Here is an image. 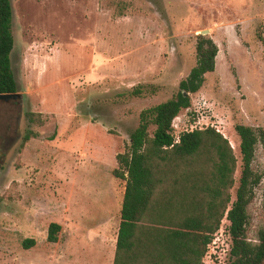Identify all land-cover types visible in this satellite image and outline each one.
<instances>
[{
	"label": "rangeland",
	"instance_id": "obj_1",
	"mask_svg": "<svg viewBox=\"0 0 264 264\" xmlns=\"http://www.w3.org/2000/svg\"><path fill=\"white\" fill-rule=\"evenodd\" d=\"M10 2L22 108L0 161V264H111L124 190L115 155L139 112L179 91L200 30L218 46L215 70L174 118L175 139L213 126L239 164L234 124L264 129V0ZM29 111L44 124L29 123ZM30 130L40 135L21 148ZM252 166L264 174L261 143ZM263 189L264 175L248 205L251 239L264 219ZM51 222L61 226L56 242L47 240ZM225 225L202 264H227Z\"/></svg>",
	"mask_w": 264,
	"mask_h": 264
},
{
	"label": "trees",
	"instance_id": "obj_2",
	"mask_svg": "<svg viewBox=\"0 0 264 264\" xmlns=\"http://www.w3.org/2000/svg\"><path fill=\"white\" fill-rule=\"evenodd\" d=\"M13 44L11 2L0 0V94L16 95L0 99V161L22 108L11 69ZM217 52L210 36L195 35V64L179 91L142 109L124 150L115 155L112 175L124 181V190L111 264H202L223 220L227 264H264V219L255 239L247 233L248 205L264 175L252 166L257 145L264 146V129L234 124L239 164L229 140L213 126L183 131L177 141L172 132L174 118L191 105L190 94L215 70ZM142 92L134 88L130 93ZM25 117L37 126L45 121L40 112ZM39 135L27 132L21 148ZM261 195L264 213V189ZM60 229L49 223L47 240L56 242ZM34 243L24 239L22 246Z\"/></svg>",
	"mask_w": 264,
	"mask_h": 264
},
{
	"label": "water",
	"instance_id": "obj_3",
	"mask_svg": "<svg viewBox=\"0 0 264 264\" xmlns=\"http://www.w3.org/2000/svg\"><path fill=\"white\" fill-rule=\"evenodd\" d=\"M208 32H209L208 29H204V30H200L199 34L206 35ZM184 95H186V93H184ZM15 96L16 95L12 93H5V94H0V99L9 100V99L15 98Z\"/></svg>",
	"mask_w": 264,
	"mask_h": 264
},
{
	"label": "crops",
	"instance_id": "obj_4",
	"mask_svg": "<svg viewBox=\"0 0 264 264\" xmlns=\"http://www.w3.org/2000/svg\"><path fill=\"white\" fill-rule=\"evenodd\" d=\"M71 235V237H73V234H70ZM111 261H112V259H111Z\"/></svg>",
	"mask_w": 264,
	"mask_h": 264
},
{
	"label": "built area",
	"instance_id": "obj_5",
	"mask_svg": "<svg viewBox=\"0 0 264 264\" xmlns=\"http://www.w3.org/2000/svg\"><path fill=\"white\" fill-rule=\"evenodd\" d=\"M176 141L178 140V138L177 139H175Z\"/></svg>",
	"mask_w": 264,
	"mask_h": 264
}]
</instances>
